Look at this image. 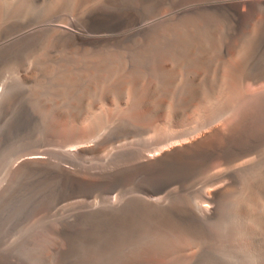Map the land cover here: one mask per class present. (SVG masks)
Here are the masks:
<instances>
[{"label":"bare ground","instance_id":"bare-ground-1","mask_svg":"<svg viewBox=\"0 0 264 264\" xmlns=\"http://www.w3.org/2000/svg\"><path fill=\"white\" fill-rule=\"evenodd\" d=\"M25 51L0 114L23 87L47 134L8 173L31 213L139 185L48 225L64 262L80 243L84 264H186L211 233L264 264V0H0V60Z\"/></svg>","mask_w":264,"mask_h":264},{"label":"rangeland","instance_id":"rangeland-1","mask_svg":"<svg viewBox=\"0 0 264 264\" xmlns=\"http://www.w3.org/2000/svg\"><path fill=\"white\" fill-rule=\"evenodd\" d=\"M28 52L30 53V50ZM27 53L25 51L22 53V56L14 58L15 60L14 59L8 60L9 64L5 59L0 60V83H2L1 81L4 78L3 81L5 82L4 85L6 86L14 76H19V74L21 75L22 71H20L19 68L21 67L20 65H22L24 62L27 63L29 70L30 67H34L37 61L36 54L31 53L30 55L29 53L28 54ZM15 61L17 62V64H15L16 63ZM10 62L12 64H10ZM8 72L10 73L9 76H8ZM5 75H7V78L5 77ZM16 89L12 92L14 94L11 93L10 101H8V104L5 106V108L2 109L3 112H1L0 114V124H1L0 137H2V139L4 140L3 141L0 138V193H1L0 194V206H1L0 207L1 208L0 209V264H84V260L88 255L87 244L83 245L80 243H75L69 247H67L66 245H61L60 249L67 248V253H68L67 262H64V259L61 258L62 256L61 252L58 251L53 252V247L58 248L57 241L51 238L50 240L46 241V238L48 237V231H47L48 225H50L51 223H56L61 220H64L66 219V217L67 218L70 217L72 215L71 213H74L79 208H81V205L86 204L87 210L89 211H97L100 208L110 207V204L107 201L109 195L117 194L121 202L118 201L119 203L117 202L118 204H116L115 206L120 207V205L123 204L125 198L134 197L138 193H140L138 189L139 185L136 186L134 184H127L123 187L116 188L112 192L100 188L93 189L89 191L90 192L89 194H77V195L69 196L61 199L60 201L57 202V204H53L47 209H44L42 211L36 210L35 212L31 213L30 210L31 208L29 207V173H25L14 178H10L8 176V173L10 171L9 169L17 160V158L26 152H30V148L32 146L35 145L37 146L39 144L44 143L47 139V134L46 131L43 128H41V126H39L40 123L37 117L35 116L31 117L28 108L29 98L26 96V94H24L25 90L23 89V87ZM9 121L11 123L13 122L12 125ZM3 122L6 124H3ZM5 182L7 183V185ZM15 189H17L16 190L17 192H15L16 194L13 193ZM31 192L32 194H34L32 195L34 197L38 195L37 192L35 193L34 191H30V193ZM14 195L16 197H13ZM1 196L4 199H2ZM65 204L68 206H66ZM30 206H31V198H30ZM68 207L70 210L68 209ZM211 227H209V229L213 230L214 227L213 226ZM210 235H211L210 238L208 236H205L204 240L202 239L204 236H202V238L201 237L197 238V240L199 239L198 241L200 242L195 240V242L193 241L194 244L189 245V247L185 250V253L187 254V258H188L186 264H201V263L206 264V262L208 264L209 261L214 258L215 259L213 261H210V263L213 262L212 264L214 263L218 264L217 263L218 261L221 263L223 262V260L226 263V261L229 262L230 260V263L232 264L233 263L239 264L243 262L242 257L246 258L247 260V261L245 260L246 262L245 261L243 262L245 264L247 263L250 264L251 261L253 260L255 261V263L253 264L260 263L257 259H254L251 255L247 254L243 250L239 251L242 249L240 248L239 242L232 240L234 241L233 244L232 241H230L231 242L230 243L226 239L228 243L232 244V245L230 244L227 245V242L224 238L223 240L217 236L216 240L217 239H218L217 241H219V239L221 240L217 242L216 240L214 241L215 237H213L211 233ZM206 237L208 238L206 239ZM233 245H235L236 248L238 247L239 250L236 249L239 251V252L237 251L238 255L236 251L234 252L235 247ZM226 253L228 255L224 256L223 254ZM246 255L250 256L251 258L248 257L247 259ZM45 257H47L48 259L44 260ZM221 257L222 259L223 257L225 258L222 260ZM216 258L217 261L215 262ZM236 259L238 260L237 261L238 263L236 262ZM224 262L221 264H224ZM230 263H226V264H230Z\"/></svg>","mask_w":264,"mask_h":264}]
</instances>
